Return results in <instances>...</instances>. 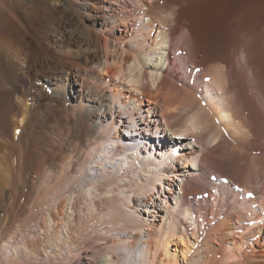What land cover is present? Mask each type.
I'll return each mask as SVG.
<instances>
[{
	"label": "bare ground",
	"instance_id": "1",
	"mask_svg": "<svg viewBox=\"0 0 264 264\" xmlns=\"http://www.w3.org/2000/svg\"><path fill=\"white\" fill-rule=\"evenodd\" d=\"M1 1L11 78L0 135L28 142L49 128L68 154L42 170L29 162V213L17 232L0 230V264H264V0H150L147 10L146 0H55L80 26L53 32L49 49L32 43L49 0H28L32 29ZM163 127L171 136L157 135ZM149 131L144 150L136 135ZM182 143L198 150L180 157ZM220 147L257 155L250 186L224 184L211 154ZM181 174L172 207L159 185ZM205 176L201 204L194 183ZM153 195L165 204L159 225Z\"/></svg>",
	"mask_w": 264,
	"mask_h": 264
},
{
	"label": "rangeland",
	"instance_id": "2",
	"mask_svg": "<svg viewBox=\"0 0 264 264\" xmlns=\"http://www.w3.org/2000/svg\"><path fill=\"white\" fill-rule=\"evenodd\" d=\"M30 1H28V0H21V1L20 0H12V5H14V9L16 6L15 13L19 14V15L17 14L18 17L21 18L22 21L26 25L29 24V25H27L29 29H32L33 24L31 22H29L27 19H26L27 20L26 21L25 20L26 15H23L24 13L26 14L28 9H30L29 6L32 5V3H30ZM54 1L55 0H53V1L49 0L46 2V8H43L45 10L40 11V14L42 13L41 17H43V18H41V17L39 18L40 23L39 22L34 23V25L36 24L34 29L38 27L37 28V30H38L40 28L41 32L39 30L38 31L40 32L39 36L41 38L40 37L39 38L37 37L36 39L32 38L33 39L32 43L38 42V44L41 47L39 45L38 46L36 45V47L39 49H41V48L49 49L48 44H50V42L53 38V36H52L53 32L59 31L60 29H62V27H64L65 24H66L65 27H69V28L74 27V26H76V27L80 26L79 23H76V22H78V20L73 13L68 12V11L65 12L66 10L64 8H62V5H60L59 3H55ZM28 2H29V4H28ZM151 2H152V0H151ZM151 2H150V0H146V5L144 6L145 9L143 7H140L139 9L141 11H143V9L147 10L149 8V3H151ZM54 4H56L55 8H54ZM57 4H59L60 6H57ZM2 6H3V3L0 0V9L2 8ZM52 7H53V9H52ZM17 8H19V9H17ZM165 9H166L165 14L170 15L173 8L166 5ZM23 11H24V13H21ZM0 16L4 17V15H2V14ZM40 19H42L44 22L40 21ZM42 24L43 25L46 24V25L43 26ZM159 25H160V23L158 22V26ZM41 28L42 29L44 28V29L42 30ZM41 33H43L44 35ZM155 34H156V32L153 34V37L155 36ZM35 40H37V41H35ZM39 42L42 44H40ZM4 45L5 46H3L4 48L2 49V51H3L2 57L7 58L6 53L8 52V46L6 44H4ZM5 48H6L7 52L4 50ZM112 55H113V57H116L115 53H113ZM5 58H2L3 62L0 61V97L2 96V98H3V95L5 96V94H7V88L5 89L4 87H7L9 85V81L11 78L10 77V70H8V68L6 69L5 65L3 64ZM8 58H9V56H8ZM13 60H15V59H13ZM155 61L153 60V62H155ZM15 62H17V61L15 60ZM3 69H5V70H3ZM5 73H6V75H5ZM7 74H8V76H7ZM112 78L116 81L117 85L119 84L117 87L125 95H128L130 93L135 92L134 89L132 88L131 84L128 83V81L125 77L123 78V76H122L123 79L120 76L118 77L119 79L117 77H112ZM129 88H131V89H129ZM2 98H0V100ZM27 103H29V102H27ZM143 103H144L143 109L145 111V108H147L148 102L145 99ZM151 103L156 105V103H153V102H150L149 104H151ZM19 119H20V117H18L17 119H16V117L12 118L13 125H15V127H16V125L21 123V122H19L20 121ZM62 127L63 126L60 125L59 128L62 129ZM122 128H124V126ZM56 129L58 130V128H56ZM41 130L42 129H40V132H41ZM53 130H55V129H53ZM155 131H156V128H155V130H152V133L155 134ZM39 133L36 134L37 135L36 140L32 139V137H30L33 134L30 136H28L29 134H27L28 142H26V140L24 138H22L21 136L17 135L18 134L17 130H15V131L13 130L12 133L8 132V133H6V135H0L1 138L3 136L2 139L0 138L1 139L0 140V161H1L0 162V230L3 227V228H7L8 231L17 232L18 227H21L23 225V222H25L27 219V215L29 213V210L27 207H24V206H27L26 204H28V207H29L30 198H29V196L27 197L26 194H23L21 192V189H22L21 188V185H22V179L21 178H22L23 172L25 173L29 162L32 163V165L34 166V167H32V165L29 164V166L32 167V169L34 168L33 170H35V169L42 170L43 169L42 166L44 165V163H47L50 160H54V158L56 160L60 159L66 153L68 154L67 146L65 145V142L63 141V139L59 138L57 135L55 136V134L49 128H45L40 134ZM150 133H151V131H149L143 135L142 134L136 135V139L141 140V143H142L141 147L144 150L146 148L145 144H147V142L149 141ZM169 133H170L169 130L166 127H163L162 129L158 130L157 135L160 134L161 136L169 137V136H171ZM12 134L16 135L17 137L16 136L13 137ZM38 137H39V139H38ZM133 137H135V136H133ZM1 141H2V143H1ZM3 141H4L5 145L3 144ZM196 149L198 150L197 147H193V148L190 147L189 148V145H187L186 143H182L180 146V149H179L180 152H177L176 155H178L180 153V157H183L184 155H187L189 157V153H194V152L196 153V151H197ZM243 151H244L243 156H240L237 154H229L226 149H223L222 147H220V148L216 149L215 153H211V154H213L214 157H217L218 161L220 162L219 170H220L221 174L223 175V177L225 178L224 181L226 183H224V184L226 185L227 182L229 181L228 185H230V188L235 189L237 187L236 184L239 182H240L239 184H241V185L243 184L244 186H250V185H248V181L246 179V176H244V175H247V171L249 170L248 167H250L249 164L247 165V162H249V160H251L253 155H256V154H253L249 150L247 152L245 149ZM221 152L224 154H222ZM24 154L26 157L24 156ZM225 154H227V155H225ZM218 155H220V157L221 156L222 157L220 158ZM223 155H225V156H223ZM29 159H30V161H29ZM259 160H261V159H259ZM24 161L27 163H25ZM174 162L179 166L178 162H176L175 160H174ZM99 168H100V166L97 165V167L92 168L93 170L91 169V172L95 173L96 171H99ZM190 168H191V166H190ZM201 173H204L205 175H207V172L202 171ZM184 175L186 176L185 173H184ZM242 175H243V177H242ZM183 177L184 176L182 174L179 175L178 178H176L177 182L172 183V185H170V183L167 181L165 184L159 185L160 186L159 188L162 189L161 191H162L163 198H165L167 201V204L171 205L172 207L174 206V198L176 197L177 192H179V187L181 185V184H179L180 183L179 178H183ZM19 179H21V180H19ZM200 179H202V180H197L194 184L197 185L196 189H198V191H201V194L198 193L197 196L200 200V203L204 204V200H203V197L201 195H206V192H204V190L208 188V185L206 186L207 187L206 188L202 183H203V181L207 182L208 180H207L206 176L203 178H200ZM234 181H236V183ZM190 186H191V184H189L187 187L188 192L191 189ZM210 187H211V185L209 186V188ZM241 189H243V188H241ZM10 196H12V197H10ZM24 197H25V199H24ZM153 197L155 198V195H153ZM188 198L193 203H195L194 195L191 192L189 193ZM144 199H145V197H144ZM28 200H29V202H28ZM153 201L154 200L150 201V206H153L154 208L156 207L155 209L158 212L157 214H159L157 217L158 218L157 221H158V225H159V222L162 220L161 216L165 215V213H166L165 212L166 210L164 209L165 204H164V200H163V202H162L163 204L161 203V206H159V204H158L159 200L157 198H155L154 202ZM19 202H21V203H19ZM18 204L21 206H19ZM20 207H22V208H20ZM144 207L145 206L142 203L138 202L136 209L138 211H143ZM5 210H7V211L5 212ZM229 212L235 213V211H232V210H230ZM149 215H150V213H146V217ZM4 225H7V227ZM258 258L259 259L255 260V262L257 264H263V262H260V259H262L261 256Z\"/></svg>",
	"mask_w": 264,
	"mask_h": 264
}]
</instances>
